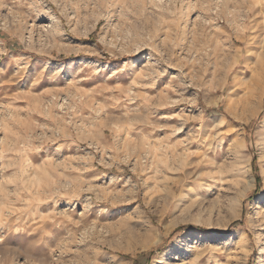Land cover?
I'll use <instances>...</instances> for the list:
<instances>
[{"label": "rangeland", "instance_id": "rangeland-1", "mask_svg": "<svg viewBox=\"0 0 264 264\" xmlns=\"http://www.w3.org/2000/svg\"><path fill=\"white\" fill-rule=\"evenodd\" d=\"M263 49L264 0H0V264H264Z\"/></svg>", "mask_w": 264, "mask_h": 264}, {"label": "bare ground", "instance_id": "bare-ground-1", "mask_svg": "<svg viewBox=\"0 0 264 264\" xmlns=\"http://www.w3.org/2000/svg\"><path fill=\"white\" fill-rule=\"evenodd\" d=\"M258 56H259V59L252 62V64L250 61H248L247 56L244 60L243 70H241V75L237 79L238 91L240 94H238L237 92L234 110L232 112L234 116L236 115L235 112L237 111L236 110L237 108L239 107L244 108V106H246L247 104L251 103L253 100L260 97V93L264 86V49L262 52L258 53ZM239 58H240V53H238L237 51L234 61L236 60L238 61ZM221 85L223 86L224 83ZM257 104L258 105H256L254 109L251 111L250 113L251 115L254 114L258 108H260V103H257ZM182 180L183 179H180V178L175 179L170 189L173 191V187L176 184H181L182 186H184ZM253 182L254 180H252V184ZM167 230L168 228H166V231ZM230 237H232V235ZM235 238H236L235 250L237 249V252L243 256L246 255L248 248L246 246V240L244 236L242 234H238ZM58 254L60 255V253Z\"/></svg>", "mask_w": 264, "mask_h": 264}, {"label": "trees", "instance_id": "trees-1", "mask_svg": "<svg viewBox=\"0 0 264 264\" xmlns=\"http://www.w3.org/2000/svg\"><path fill=\"white\" fill-rule=\"evenodd\" d=\"M94 37V34L92 33L91 35H90V38H93ZM56 58H62V56H57ZM211 110H214V111H217V112H219V113H221V114H224V115H226L225 113H224V111L220 108V107H218L217 109H211ZM251 169H252V172H253V174H254V180H255V183H256V187L251 191V193L249 194V196H252V195H254L255 193H257V191L259 190V185H260V181H261V179H260V175H259V173H258V168H257V164H256V158L253 156L252 157V159H251ZM243 216H244V212H243ZM233 224V223H232ZM232 224H230V226H232ZM193 227H195V225H192V224H182V225H179V226H177L172 232H171V234H170V236L168 237V238H166L167 240L171 237V236H173V235H175V234H177V233H179L180 231H182V230H184V229H187V228H193ZM161 249V247H157L156 249H151V250H149L148 252H145V253H142V255H145L146 257H147V261H149L150 259H151V257L155 254V252L156 251H159ZM133 263L134 264H137V262H138V257H134L133 259Z\"/></svg>", "mask_w": 264, "mask_h": 264}]
</instances>
